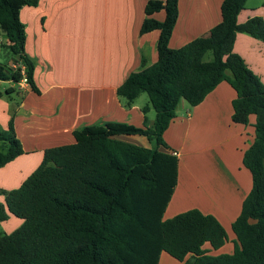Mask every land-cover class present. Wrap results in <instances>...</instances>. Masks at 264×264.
<instances>
[{
  "label": "trees",
  "instance_id": "16d2710c",
  "mask_svg": "<svg viewBox=\"0 0 264 264\" xmlns=\"http://www.w3.org/2000/svg\"><path fill=\"white\" fill-rule=\"evenodd\" d=\"M40 0H0V32L4 45L25 66L12 71L0 61V80L26 77L40 93L35 63L25 50L26 31L20 13ZM179 0H148L140 34L160 30L158 60L131 72L117 88L126 109L142 92L143 126L108 120L74 131L75 143L45 150L42 163L14 189L0 188V222L12 213L24 220L13 232L0 235V264H159L162 251L185 264H264V82L234 51L238 33L264 41V17L238 22L247 0H224L222 20L206 34L179 48L169 45L179 17ZM165 10L164 20L153 17ZM211 58L206 59L208 54ZM237 92L232 119L248 125L255 115V138L244 154L252 189L233 222V252L213 254L228 233L212 214L197 208L164 219L178 180V157L163 135L183 100L200 104L221 82ZM156 111L154 123L147 113ZM140 135L153 147L123 136ZM14 120L0 125V167L23 154ZM209 244L210 247H206Z\"/></svg>",
  "mask_w": 264,
  "mask_h": 264
},
{
  "label": "crops",
  "instance_id": "0c3cea01",
  "mask_svg": "<svg viewBox=\"0 0 264 264\" xmlns=\"http://www.w3.org/2000/svg\"><path fill=\"white\" fill-rule=\"evenodd\" d=\"M76 1L40 0L37 6L25 5L21 9L26 31L25 50L35 63L34 79L40 93L24 79L7 80L12 84L0 85V125L7 129L13 118L17 137L25 150L0 167V188L10 190L21 186L42 163L45 150L75 143L74 131L80 127L108 120L144 125L143 106L135 101L132 108H124L117 88L131 72L140 69L143 56L147 65L158 60L160 30L140 34L148 0H131L120 18L106 12L107 0H94L101 3L103 16L96 28V42L91 38L81 50L82 56L77 53L76 26L69 17L71 5ZM223 1L179 0V17L170 47L179 48L217 25L222 20ZM165 16V10L153 14L159 20ZM253 16L264 17V0H247L238 22ZM0 38L3 45L10 43L5 33L0 32ZM97 40L100 45L94 47ZM234 51L264 82V41L238 33ZM16 62L21 69L24 67L19 56H12L8 67L16 66ZM236 96V90L223 81L196 106H188L183 100L163 135L169 148L160 147L179 160L177 185L164 219L197 208L216 216L232 242L236 238L232 224L252 189V174L243 159L254 141L256 121L254 114L248 125L233 121ZM151 109L147 116L152 125L156 116L150 117ZM141 145L154 146L149 141ZM0 201H5L3 195ZM23 222L9 213L1 224L9 234ZM227 243L212 253L227 252ZM233 248L234 243L229 251ZM159 264L185 263L162 251Z\"/></svg>",
  "mask_w": 264,
  "mask_h": 264
},
{
  "label": "rangeland",
  "instance_id": "374dc122",
  "mask_svg": "<svg viewBox=\"0 0 264 264\" xmlns=\"http://www.w3.org/2000/svg\"><path fill=\"white\" fill-rule=\"evenodd\" d=\"M131 0H107V10L109 16H112L114 18H120L123 16V14L126 13V4L130 3ZM101 2V0H100ZM72 8L69 10V17L71 20L74 21L76 26V33H75V46L77 49L78 55H81V50H84L85 46L90 43L91 38L94 37V43L96 42V28L101 22V18L103 16L102 12L103 9H101V3L94 2V0H77L75 4L71 5ZM100 41L97 40L96 45L94 47H99ZM13 56L12 52L6 48L2 40L0 38V61L8 65L10 58ZM94 58L96 61H98V55L94 52ZM207 58H211V54L209 53L206 56ZM81 59V58H80ZM21 68V66L16 62V66H12L11 70L18 71ZM25 69V68H24ZM12 82L0 80L1 86L11 85ZM136 102L139 103L141 106L146 105L149 102V95L147 92H142L139 97L136 99ZM189 106L188 102H186ZM156 111L154 108L151 109L150 117L155 118ZM123 137H130L128 140L137 144H144L148 143L147 139L141 136H126ZM7 231L3 224L0 222V235L5 234ZM232 238L229 237L228 239V247L226 248L229 251L230 245H233V242L231 240ZM227 253L233 252V249Z\"/></svg>",
  "mask_w": 264,
  "mask_h": 264
},
{
  "label": "built area",
  "instance_id": "2783aa9c",
  "mask_svg": "<svg viewBox=\"0 0 264 264\" xmlns=\"http://www.w3.org/2000/svg\"><path fill=\"white\" fill-rule=\"evenodd\" d=\"M25 66L22 68V73H25ZM25 81H27L26 77L23 78Z\"/></svg>",
  "mask_w": 264,
  "mask_h": 264
}]
</instances>
